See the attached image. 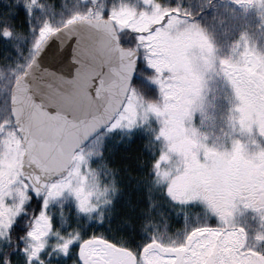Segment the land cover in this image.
Returning a JSON list of instances; mask_svg holds the SVG:
<instances>
[{
  "label": "snow or ice",
  "instance_id": "6c2138e0",
  "mask_svg": "<svg viewBox=\"0 0 264 264\" xmlns=\"http://www.w3.org/2000/svg\"><path fill=\"white\" fill-rule=\"evenodd\" d=\"M0 264H264V0H0Z\"/></svg>",
  "mask_w": 264,
  "mask_h": 264
},
{
  "label": "rangeland",
  "instance_id": "374dc122",
  "mask_svg": "<svg viewBox=\"0 0 264 264\" xmlns=\"http://www.w3.org/2000/svg\"><path fill=\"white\" fill-rule=\"evenodd\" d=\"M247 19H248L249 23L252 25V20L254 19L253 14H249Z\"/></svg>",
  "mask_w": 264,
  "mask_h": 264
},
{
  "label": "trees",
  "instance_id": "16d2710c",
  "mask_svg": "<svg viewBox=\"0 0 264 264\" xmlns=\"http://www.w3.org/2000/svg\"><path fill=\"white\" fill-rule=\"evenodd\" d=\"M255 23H256V21L253 19V20H252V25L254 26V25H255Z\"/></svg>",
  "mask_w": 264,
  "mask_h": 264
}]
</instances>
